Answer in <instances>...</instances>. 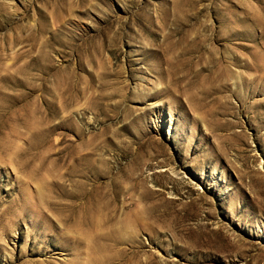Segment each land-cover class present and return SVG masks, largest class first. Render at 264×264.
<instances>
[{"label": "rangeland", "instance_id": "rangeland-1", "mask_svg": "<svg viewBox=\"0 0 264 264\" xmlns=\"http://www.w3.org/2000/svg\"><path fill=\"white\" fill-rule=\"evenodd\" d=\"M0 264H264V0H0Z\"/></svg>", "mask_w": 264, "mask_h": 264}]
</instances>
